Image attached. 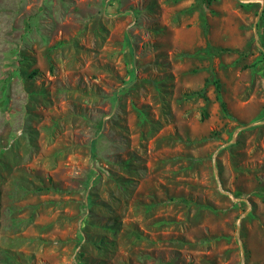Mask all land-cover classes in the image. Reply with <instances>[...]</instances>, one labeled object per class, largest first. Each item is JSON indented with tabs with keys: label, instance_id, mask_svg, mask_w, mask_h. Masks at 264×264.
<instances>
[{
	"label": "rangeland",
	"instance_id": "1",
	"mask_svg": "<svg viewBox=\"0 0 264 264\" xmlns=\"http://www.w3.org/2000/svg\"><path fill=\"white\" fill-rule=\"evenodd\" d=\"M0 264H264V0H0Z\"/></svg>",
	"mask_w": 264,
	"mask_h": 264
}]
</instances>
